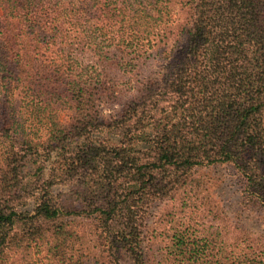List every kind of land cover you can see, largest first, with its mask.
Masks as SVG:
<instances>
[{"label":"trees","instance_id":"16d2710c","mask_svg":"<svg viewBox=\"0 0 264 264\" xmlns=\"http://www.w3.org/2000/svg\"><path fill=\"white\" fill-rule=\"evenodd\" d=\"M0 7V264H264L196 177L232 165L264 208V0Z\"/></svg>","mask_w":264,"mask_h":264},{"label":"rangeland","instance_id":"374dc122","mask_svg":"<svg viewBox=\"0 0 264 264\" xmlns=\"http://www.w3.org/2000/svg\"><path fill=\"white\" fill-rule=\"evenodd\" d=\"M3 16V10L0 7V18ZM120 67L112 68V74L116 77V81L119 82V89L122 90L124 87V81L128 79H133V83L143 80V77H154L160 72V69L152 64H149L145 68L144 74L137 78L136 73L127 74L124 73ZM134 77V78H130ZM144 78V80H145ZM132 88H126L123 94L132 93ZM121 107L113 99H109L103 104L102 117L109 119L117 115L121 111ZM61 120L66 119V113L61 116ZM114 142L118 143L117 139ZM145 144H138L137 148H145ZM196 177L199 178L200 182L203 184L206 190L205 199L209 198L205 205L209 206L210 209L216 211L221 208L224 210L226 216L231 217L237 225L243 226L244 228L251 231L256 237L260 238L264 246V208L259 205H254L249 203L247 200V193L245 187V181L241 175L235 170L232 165L229 164H218L199 169L196 172ZM67 189L63 187H57L56 192H64ZM37 200H32L27 206V211H33L36 206ZM204 205H199L198 211H204ZM164 205L161 204L156 206L153 210V216L150 220V232L155 228L154 221H156L158 213L162 211ZM151 252V258L156 264L161 257V247L164 246L163 243L156 242L153 245ZM45 255H41L42 258L36 259V264H50V261L44 258Z\"/></svg>","mask_w":264,"mask_h":264}]
</instances>
